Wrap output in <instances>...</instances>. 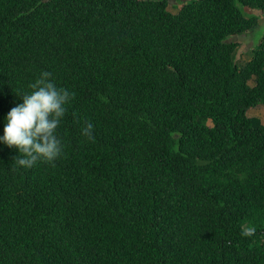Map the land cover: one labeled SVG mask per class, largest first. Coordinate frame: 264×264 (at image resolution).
I'll list each match as a JSON object with an SVG mask.
<instances>
[{
	"label": "trees",
	"instance_id": "1",
	"mask_svg": "<svg viewBox=\"0 0 264 264\" xmlns=\"http://www.w3.org/2000/svg\"><path fill=\"white\" fill-rule=\"evenodd\" d=\"M169 1L0 0V137L42 72L73 94L55 161L0 142V264H264V0Z\"/></svg>",
	"mask_w": 264,
	"mask_h": 264
},
{
	"label": "clouds",
	"instance_id": "2",
	"mask_svg": "<svg viewBox=\"0 0 264 264\" xmlns=\"http://www.w3.org/2000/svg\"><path fill=\"white\" fill-rule=\"evenodd\" d=\"M51 73L42 72L40 77L30 84V94H22L23 103L12 108L6 119L4 135L0 142L9 148H16L19 154L14 157L16 164L31 168L38 161H55L63 151L62 141L56 135L65 105L73 94L67 89L57 88L49 78ZM21 95V93H17ZM93 125L86 122L81 134L92 138ZM253 228L242 230L247 237L254 234Z\"/></svg>",
	"mask_w": 264,
	"mask_h": 264
},
{
	"label": "rangeland",
	"instance_id": "3",
	"mask_svg": "<svg viewBox=\"0 0 264 264\" xmlns=\"http://www.w3.org/2000/svg\"><path fill=\"white\" fill-rule=\"evenodd\" d=\"M180 1L170 0L167 9L171 12H175L178 8L176 5H178ZM240 8L242 12L246 14H256L258 22L254 29L233 38L238 43L234 54V61L237 65H242L249 58L251 48L264 33V16L258 10H249L247 7ZM246 115L258 117L261 122H264V109L260 106L249 108L246 111Z\"/></svg>",
	"mask_w": 264,
	"mask_h": 264
}]
</instances>
